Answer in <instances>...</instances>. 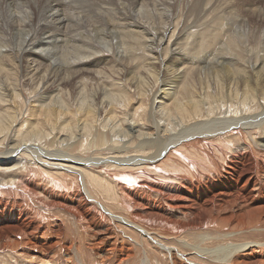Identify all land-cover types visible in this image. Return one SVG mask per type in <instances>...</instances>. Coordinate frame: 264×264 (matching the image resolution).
Wrapping results in <instances>:
<instances>
[{
  "label": "bare ground",
  "instance_id": "bare-ground-1",
  "mask_svg": "<svg viewBox=\"0 0 264 264\" xmlns=\"http://www.w3.org/2000/svg\"><path fill=\"white\" fill-rule=\"evenodd\" d=\"M60 1L0 0V202L8 204L0 214V250L21 256L30 264H55L49 259L62 241V226L54 234L55 242H40L38 235L45 231L36 220L31 221L34 214L12 206L21 208L19 198L14 204L4 201L22 193L28 196L23 187L41 210L47 209L49 215L53 210L72 215L87 236L95 237L99 246L106 244L107 249L98 250L94 244L101 264L109 263L119 249L118 264L137 257L130 249L125 252L122 244L118 247L119 232L136 245L140 246L141 241L156 246L169 256L170 264H206L185 255L167 240H177L185 234L199 235L200 241L216 239L201 233L212 227L233 229L226 232L227 237L254 227L263 229L264 142L259 144L254 135L264 130V58L252 62L248 58L245 69L230 64L223 53L231 54L234 43L227 39L224 49L220 47L223 34L229 32L223 33L220 17L215 18V25H206V19L203 24L190 25L200 30L190 47L189 41L180 42L190 27H181L178 36L179 18H170V0H118L123 11L136 15L139 9L142 13L137 19L130 18L132 22L123 19L128 17L124 14L122 24H135L141 29L138 33L142 37L128 34L135 37L136 50L146 53L147 62L136 60L134 54L136 61L132 63L129 54L126 58L123 52L116 60L119 59V69L73 70L69 65H77L80 55L66 48L80 42L78 26L86 22L76 16L77 12L85 10V14L95 9L98 12H90L94 17L117 19L116 5L114 0H103V4L102 0H63L61 6ZM204 2L194 0L190 13L201 9V15L209 17L220 10L219 5L208 8L212 0ZM263 10L251 18L259 15L257 21L263 24ZM151 12L156 14L153 18ZM218 14L223 15L220 11ZM232 16L239 18L238 14ZM248 24L251 41L252 34L257 37L253 41L261 42L264 25L250 31ZM109 32L114 36L113 28ZM107 45V51L113 54L114 49ZM254 46H248V51H254ZM218 48L224 50L219 60L215 56H210L212 61L200 58V54L217 52ZM256 51L264 53V47L257 46L254 54ZM91 75L99 83L103 80L111 84L101 83L100 88L88 91L86 79ZM66 84H73V94H67L69 105L63 98ZM151 95L150 106L134 109L131 105ZM234 140L244 145H235ZM94 149L107 153L84 156ZM23 172L41 176L44 185L37 179L24 182ZM133 181L138 188H132ZM101 197L127 214H117ZM126 230L142 239L127 235ZM179 241L202 257L207 254L212 262L264 264V242L228 243L210 250L200 247L203 241L197 245L182 238ZM72 249L68 246L65 254L74 264L77 255ZM143 252L140 264H153L148 249Z\"/></svg>",
  "mask_w": 264,
  "mask_h": 264
},
{
  "label": "rangeland",
  "instance_id": "rangeland-1",
  "mask_svg": "<svg viewBox=\"0 0 264 264\" xmlns=\"http://www.w3.org/2000/svg\"><path fill=\"white\" fill-rule=\"evenodd\" d=\"M4 1H7V0H4ZM158 1L160 3L163 2V0L162 1L161 0H158ZM170 1H171V5H172L171 6L172 7L171 8V11H170L171 13H169V15L172 16V17H170V18L173 19V17H174L175 18V21L177 20V17L179 18V24H180L179 27L180 28L176 32L178 34V36L181 35V30L184 29V27H185L186 24L188 25V27H187L188 29L187 30H189V27H190V30H189L188 34L186 32H184L186 34H184V35H182V37H180V42L184 41L183 43L185 44V42L189 41V42H187V44H189L190 42L192 43L193 41H195V39H197L199 37L200 30L195 29L194 27H191V26L194 25L195 22H197V25L198 24L199 25L200 24H203L205 22L204 19H206V22L205 23L208 22V24H206V25H210V22L212 23V25H215L216 24L215 18L220 17L219 18L220 19V22H223L224 23V24H222L223 33L229 31L227 33V35H224L223 34L222 39L220 41L221 44H222V46H220V47H223L224 46L223 43L227 42V39L229 40L228 42L233 41L234 46H236V47L232 46L233 52L231 54H228V52H226V51L224 52V50L222 51L220 48H218L217 49V52L215 51V52H212V53H205V55L203 53L200 54L201 55L200 58H207V60H208L211 57H212L211 59H213V57L215 56V58H218L219 57L218 58V60H219L220 57H222L223 54H224L223 57L224 58L226 57L225 59L228 60L230 64H233V66L235 68L237 67L239 69H245L246 66L248 67L249 62H245L244 63V61H248L247 60L248 58H249V61L250 62L256 61L255 60L256 58H258V59L260 58L261 60L264 58V53H260L259 54L256 51L255 54H254V51L256 50V47L257 46H258V48L260 46H261V48L264 47V41H263L264 40V37H262V41L258 43V41H256V42L253 41L257 37L256 36L254 37L251 34V37H252V41H251V38L249 36V31H248L249 29L246 30L247 27L245 25L246 22H249L250 25L248 24L247 26L250 28V31H253L255 28H257V27L259 28V27H261V25H264V22L262 24V22H260L259 20L257 21V18H258L259 15H257V17L255 15V19L254 18L252 19L251 16H250V15L254 16L253 14H255V12H259V11H261V9H264V0H212V3H209L208 4L209 7H208V5L205 6V7L206 8L208 7L211 10V7H213L215 5H219L220 10H217V12H213L212 15H209V17L208 16L201 15V13H200V10L201 9L197 13L195 12L196 14L190 13V11H192V7L194 6L193 5L191 7V4H193V1L194 0H183V1L182 0H170ZM204 1L206 2V0H203V2ZM62 2H63V0L60 1L61 6H63L62 5ZM103 2H104L103 0L100 1L101 4H103ZM114 2H115V4H114ZM116 2H118V0H116V1L114 0L113 1V4L116 5V6H114V8L115 9L117 8L116 10L114 9V17L117 16V19L114 18V19H111V20H105V19L104 20H101V19H99L97 17H94V15L90 14V12H94L95 9H92L90 11L85 12V14L83 13V11H85V10H82L81 11L83 14L80 11L79 12L81 14H79V12H77L78 14H76V16L78 18H80L82 21L86 20L85 23H87V25H85V23H84V25L78 26L79 30H78L77 34L79 36L80 42L78 43L77 40L74 39L75 43L76 42L77 43L74 44V45L71 44V48L69 47V49H67L68 47L66 48V50H68V51L70 50L71 52L73 51V49H75V52L79 53V55H80V57H79L80 58V61L77 62V65L73 64V62H72L71 65H69V68L70 69H73V70L77 69V70H79V69H81L83 67H86V68L88 67L87 69H89V70H94V69H96V70H106V69H108L109 70L110 67L112 69H114V68L115 69H119V65L118 64H120V62H119L120 56H118V55H122L123 52H124L125 55H122V56H124V57L127 56L126 58H128V54H129V59H132V63H134L136 60H139L140 62H143V63L144 62H147L146 61L147 60L146 59V55H145L146 53H142V50H140V49H139L140 51H137L136 50V46L137 45L134 44V43H136L135 37H131L128 34L130 32L132 35H134V36H136L138 38L139 37H142V35L139 36V33L141 32V29L138 26H136L135 24H131L130 26L122 24V22H123L122 18L125 15H128V17L127 18L124 17L123 19L127 20L129 18L127 21L128 22L129 21L132 22L133 19H130V18L134 17V18L137 19L138 18L137 16H140V14H142V13H140L139 12V9H137V12L136 13H138V14L131 15L128 12V10L125 11V9H124V11H125L124 12L123 9H121V8H124L122 5H120V6L117 5L120 2L121 3H124V0H120L118 3H116ZM185 8L187 10H184ZM158 9L159 10H162L163 13L164 12H167V10L163 6H158ZM76 10L78 11L80 9H76ZM116 11L117 12L119 11V12H118V14L115 15ZM219 11L223 14L222 16L220 14H218ZM243 11H245V12H243ZM95 12H98V11L95 10ZM122 12H123V14H122ZM99 13H100V11H99ZM151 13H152L151 14V17L153 18L156 14L153 13V12H151ZM187 13H188V15H187ZM259 13H261V12H259ZM262 13H264V12H262ZM119 14L121 15V18H120V15ZM234 14H238V17L239 18H237L236 16L233 17L232 15H234ZM256 14H258V13H256ZM249 16H250V18H249ZM118 17H119L120 20L118 19ZM193 17H195V18H193ZM245 17L247 18L246 21H244V18ZM201 18H203V19L201 20ZM231 18H232V20H231ZM233 19L235 21H238L239 20V22L238 23L237 22L235 23ZM240 19H242V20L240 21ZM258 23L260 24V26H259ZM134 25H135V27H134ZM251 25H252V27H251ZM220 26H221V23H220ZM240 26H241V28H240ZM181 27H182V29H181ZM199 27H201V26H199ZM112 28L114 29V36H113V33H110V32L108 33V31L110 29H112ZM120 29H121V31H120ZM134 29H135V31H134ZM202 29L203 28H201V31H202ZM122 30L125 33H127V34H124V32L122 33ZM235 35H237V36H235ZM143 36H145V35H143ZM243 36H244L245 39L243 38ZM263 36H264V34H263ZM222 41H224V42H222ZM116 42H118V43H116ZM235 42H236V44H235ZM77 44H78V47H77ZM107 44H109L110 47H112L114 49V53L113 54L112 53H109L107 51L108 50L107 49V47H108ZM111 44H113V45H111ZM118 45H119V47H118ZM125 45H128L127 46V48L129 47L128 50H127V48H126ZM190 45L191 44H189V46ZM64 46H66V45H64ZM248 46L250 48L252 46H254L253 48H255V50L252 51L254 55L252 54L251 51H248ZM117 47H118V49H117ZM159 47L163 48L164 46L163 45H160ZM159 47H158V50L157 49H155V50L156 51H159ZM25 48H28V50H29L30 47H26L25 46ZM223 49H224V47H223ZM155 50L153 49V51H155ZM120 52H122V53H120ZM234 52H236V53L234 54ZM249 52H251V53L249 54ZM147 53H149V52H147ZM220 53H221V55H220ZM226 53H227V55H226ZM134 54H135V56L137 58L136 60H134V57H135ZM142 55H145V56H142ZM233 55H235V56H233ZM236 55H237V57H236ZM37 56H38V58H41V56L39 54ZM207 56H209V58ZM261 56H263V57H261ZM118 57H119V59H118V61H116ZM75 58L76 57H71L70 59L72 60V59H75ZM144 59H146V60H144ZM211 59H210V61H212ZM232 61H234V62L232 63ZM17 62L18 61H16L15 64H19ZM65 62L66 61H64V63ZM74 62H76V61H74ZM81 62H82V64H81ZM130 62H131V60H130ZM116 63H117V66H116ZM6 67H7V64H6ZM79 67H81V68H79ZM83 76L78 77V78H82ZM91 76H92L91 78H87L86 79V81H88V91H92L91 89L94 90V89L100 88V86H101L100 84L101 83L102 84H105L106 86H109L111 84L110 82H108V81L104 82L103 80L101 81V83H99V82H97L95 80V78H93L94 75H91ZM95 82L97 83L96 85L91 84V83H95ZM73 84H71V85H67L66 84L64 86V90H63V98H65V100H66V102H67L68 105H69V103L67 101V94L70 95V96L73 94ZM158 88H159L158 86L155 87V89H154L155 91H154L153 94H155V92H156V90H158ZM152 98H153V95H151L147 100L144 99V101H142V102H139V101H136L135 100L131 105L134 107V109L135 108H138V107H147V105L148 106L151 105ZM121 110L122 109L119 108L118 111L121 112ZM74 111H77V109L74 110ZM132 111L133 110H131L130 112H132ZM122 112H124V111L122 110ZM126 112H128V111H126ZM77 116H79V115L77 114ZM254 137L256 138L255 140L258 143L260 142L259 144H263L262 142H264V141H261V139H262V137H264V130H261L260 132H258L257 135H254ZM234 142H235L234 143L235 145L236 144L239 145V142H240V145H244V143H242L241 140H234ZM235 145H231V146L235 149ZM74 153H77V151H75ZM98 153L99 154L101 153V155H106L107 151H103L102 149H94L91 152L85 153L84 156L91 158L92 156H94V154H97L98 155ZM41 173L42 172H38V175L41 174ZM100 174L105 179H107L108 181L111 180V178L108 177L107 175H105L103 173H100ZM21 175L23 176V179H24L23 181L24 182H25V179L27 181L28 178L35 179V180L37 179V180H41L42 181L41 184L44 185V181L42 180V177L41 176H37L35 173H32L31 172V174H30L29 172H23V173H21ZM35 176H37V177H35ZM57 176H58V178L60 180L61 179L64 180L62 178V176H60V175H57ZM122 180H124L125 182H127L126 179H122ZM28 181H30V180H28ZM52 181L55 182L54 179H52ZM38 182L40 183V181H38ZM135 183H137V182L136 181H133L132 184L130 183L131 186H132V188H134V189L135 188H138V183L137 184H135ZM46 188H49V187L46 186ZM23 189H24L23 192L26 191L29 194L27 196V194L25 192V194H26L27 197L26 196H23V193L22 194L19 193L21 191L18 190L17 193L18 194H21V196L20 195L17 196L16 199H14L15 197H13L12 199L11 198H5L4 201L8 200V202L10 204V203H13L15 200H17L19 198V200H17V201L20 202L21 208H18L19 205L17 206L14 203H13L14 205H12V204L11 205L16 210H21L22 209L23 212H26V213H29V214H31V212H32V214H34L33 215L34 218H31V221H35L36 220L35 222H37V225H40L41 224L40 226L43 228L42 229L43 232L45 231L44 233H41L40 235H38V239H39L38 241H40V242L41 241H44L46 243H53V242H55L56 239L54 237V234L57 231L58 226L60 225L63 228V231H61L62 233H60V237H61V235H63L62 236V241L59 244H57V246L53 250L52 254L50 255V259H49L50 261H53L55 264H71L69 262V260L66 259L68 257L65 254V249L68 248V246H69V248H73L71 250V252L72 253L74 252L73 254L75 256L77 255L74 258V260H73L74 261V264H99V263L101 264L102 263V261L99 259V256L97 255V251L93 250L94 249V244L98 247V248L97 247L95 248L97 250L100 249V248L107 249L108 246L106 244H101L99 246L96 243V241H95V237H92L91 238L90 236H87L86 232H84V230L82 231L81 227L77 226V224L74 223V218H73L72 215H70L68 213H65V212H63V213L61 212L59 214L57 212V210H53L54 213H51V215H49L47 213L48 212L47 209L41 210V208L38 207L39 206V203H37V202H35V201H33L31 199V197H30L31 195H30L29 191L26 190V188H24V187H23ZM50 190H51V188H50ZM101 200L106 205H108L111 210L115 211L117 214H127L126 211H122L123 209L120 210L118 208V206H115L114 205V202L108 200L106 197H101ZM6 205H8V204L5 203V202H2V201L0 202V206L2 207V208H0V214H2L3 212H5ZM27 211H29V212H27ZM45 211H47V212H45ZM38 212H39V214H38ZM57 219H60V220L57 221ZM182 219H185V218H182ZM27 221H30V220H27ZM9 222H11V221H9ZM14 223H16V221ZM206 231H208V232H206ZM210 231H212V232H210ZM230 231H234V230L231 229V228H229V227H224V228L222 227L220 229H217V227H212L211 229L204 228L203 230H201V233L208 235L209 238L210 237H216V239L215 238H213V239H207V240L206 239L205 240L203 239V240L200 241L199 235H192V234H185L184 236L179 237L178 239L180 240V238H182L183 240H185L187 242H190L191 244H196V245L199 244V242H202L203 241L200 244V247L205 248V249H210V250L211 249H216V248H218L220 246H223V245H228V243L242 244V243L253 242V241L264 242V228L263 229H260V230H257L254 227L253 229L250 228L248 230L240 231L241 233L239 232V234L238 233L237 234H232V235H230V237L229 236L227 237V233H229ZM126 232H127V235H130L133 238L136 237V238H138V240H141L142 239L137 234L131 232L130 230H128V231L126 230ZM209 233H211V234H209ZM219 235H220V237H219ZM117 239L120 242L118 244L119 245L118 247H121V244H122L123 245V248H124L123 250H125V252H126V250L130 249L131 250V253H134V254L137 255V257L135 259H132V260L128 259V260L124 261L125 263H123V264H140L141 256H143V253H144L143 252L144 251V248L145 249H148V254L151 257V260H152V263L153 264H170V261H169V258H168L169 256L167 254H165L163 251H159L157 249V247L154 246V245H151L149 243L144 244V243H141V241H140V244H141L140 246L139 245H136L132 241H130L129 239H127L126 237H124V235L121 234L120 232L117 234ZM178 239L177 240L168 239L167 240V243L171 244V242H172L173 245H175V247H179L185 253V255L186 254L189 255L192 259H194V260H196L198 262L200 261V262H202V263L204 262L206 264H222V263H218V262H212V260H210V257L207 256V254H206L205 257L204 256L202 257L199 253H197V251L193 247H191L189 245H188L189 247L188 246L184 247L185 246V243L184 242H180ZM163 241L166 242L165 240H163ZM90 244H92V246ZM134 245H136V246H134ZM130 250H128V251H130ZM193 253H195V254H193ZM239 257L240 256H238V259H239ZM119 259H121L120 249L119 250H116V252L114 254V257L107 264H118V262L121 261ZM0 264H30V263L22 260V257L21 256H18L16 254L12 253V252H5L4 250H0ZM182 264H186V263H182Z\"/></svg>",
  "mask_w": 264,
  "mask_h": 264
}]
</instances>
